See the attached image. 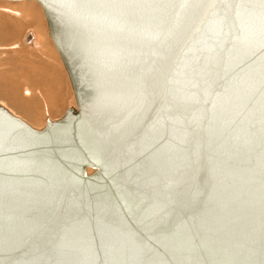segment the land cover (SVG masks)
I'll list each match as a JSON object with an SVG mask.
<instances>
[{"label":"water","instance_id":"1","mask_svg":"<svg viewBox=\"0 0 264 264\" xmlns=\"http://www.w3.org/2000/svg\"><path fill=\"white\" fill-rule=\"evenodd\" d=\"M36 1L76 107L36 128L0 104V264H264L258 39L209 0Z\"/></svg>","mask_w":264,"mask_h":264},{"label":"rangeland","instance_id":"2","mask_svg":"<svg viewBox=\"0 0 264 264\" xmlns=\"http://www.w3.org/2000/svg\"><path fill=\"white\" fill-rule=\"evenodd\" d=\"M23 1L24 0H22V2ZM33 1L35 2V4L32 1H30V7L28 9L32 13V18H34L35 21L31 20V22H29V21L18 22L17 18L23 20L22 19L23 17L22 18H20V17L15 18L14 16H16V15L13 14L12 12H8V10H12L13 12H15L14 10L18 11L19 9L18 8L13 9V7H11V5H10L11 3L8 4V3H6V1L0 0V13H1L0 20L2 21L3 25H7L6 28H4V27L0 28V85L4 84L3 81L5 79L8 81L9 72L10 73L13 71L16 73L19 72V71H17L18 69L15 68V65L17 63H19V64L22 63V61H20V59H21L20 57L22 56L21 55L22 53L19 52L20 53L19 54L16 51L17 50H19V51L20 50H26L25 48H30V45H27L26 43H24L23 38H24V35L27 33V31L34 29V26L36 27L35 24H37V26L39 25L40 29L41 30L43 29L45 31L47 37H48V47L50 48L49 49V56H48L49 58L47 57V58H43L41 60H38L37 57L28 58V55H27L25 57L26 67L24 66V68L22 70H20L21 73H19L22 75V77H21L22 81H20V84L17 83L16 86H13L14 84H11V85L8 84L6 87L3 86L4 88L0 86L2 88V89L0 88L1 89L0 90V96L8 97V98L13 97V98H16L17 100H19V101H17L18 110L14 109L13 105H11L10 103L8 104L6 101H3L1 99H0V104L3 105L4 107H6L13 114L24 119L26 122H28L33 127L40 128L45 124L47 118L50 120L56 119L64 113V110L67 107H69V106L76 107V102L74 99L73 91H72L67 73H66L65 69L62 67V64H60L61 60L59 58V55L57 54L56 50L54 49L55 47L53 48L54 45L51 43V40H50L51 38H50V36H48V33L46 31L48 28H47V23H46L44 13H42V9H41V6L39 5V3L35 0H33ZM12 2H14V1H12ZM25 2L26 3L22 4V6H20V8H23V7L27 8V5H28L27 2H29V0H26ZM6 8L8 10H5ZM24 20H25V18H24ZM13 22H16V23H13ZM52 49H54V51H53L54 54L52 52ZM30 50L31 49H28L27 51L30 52ZM32 51L35 52L36 49H32ZM27 74H30V76ZM39 74H40V76H39ZM47 75H49V76H47ZM31 85H32V88H31ZM36 86H38V87H36ZM18 87L20 89H18ZM59 87H60V89H59ZM53 88H55V89H53ZM5 89H8V90H5ZM40 89H41L42 93H44V91H45V93H44L45 97L43 96V98L39 97L38 91ZM24 90H27L28 93L30 92L28 97L24 95L25 94ZM1 91H3V94H1L2 93ZM58 94H59V96H58ZM51 96L55 97V100H53V103L56 101L55 102L56 104L54 103L55 106L53 105V103L52 104L50 103V102H52L51 99H49ZM13 98H11V99H13ZM33 98L35 101L33 100ZM22 99L24 101H22ZM50 104L52 105V107H50ZM26 105L29 106L28 108H30V106H31V108L29 109L31 112V115H35V117H39L40 114L42 113L41 119L40 118L38 120H32L31 119V121H30L29 116L23 115L22 112L24 111V108H27ZM28 108H27V110H28ZM50 109L52 111H50ZM32 117H34V116H32Z\"/></svg>","mask_w":264,"mask_h":264},{"label":"snow or ice","instance_id":"3","mask_svg":"<svg viewBox=\"0 0 264 264\" xmlns=\"http://www.w3.org/2000/svg\"><path fill=\"white\" fill-rule=\"evenodd\" d=\"M132 0H98L101 6H112L119 8L120 6L130 3ZM212 9H220L214 11L213 15L218 16L222 25H230L237 28L241 36L247 38L254 36L260 43V50L264 51V0H209ZM190 0H180L181 9L189 6ZM261 96H264V76H262V84L260 89ZM176 121L172 117H162L157 123L167 130L169 124H175ZM261 124L264 125V110L261 113ZM163 137L162 139H166ZM187 138L181 141V145L186 144ZM0 189V195H2ZM184 193L178 190V185L173 182L169 184V195L165 198V202L160 207L161 213H166L169 208L173 211L180 210L182 206V197ZM73 205V208H76ZM11 219V218H10ZM0 227H2V218H0ZM191 231L190 229L188 230ZM177 236L178 246L184 250L192 251L194 243V234L189 235L187 232L175 234ZM113 249L105 244L100 251L93 248L81 250L70 247L65 251V255H84V264H110V257ZM64 264H73L72 261L64 262Z\"/></svg>","mask_w":264,"mask_h":264},{"label":"bare ground","instance_id":"4","mask_svg":"<svg viewBox=\"0 0 264 264\" xmlns=\"http://www.w3.org/2000/svg\"><path fill=\"white\" fill-rule=\"evenodd\" d=\"M3 1H6V3H8V4H10L11 5V7H13V9H16V8H18L19 10L18 11H16V10H14L15 12H13L12 10H8L7 8L5 9V10H8V12H12L13 14H15L16 16H14L15 18L16 17H20V18H22L23 20H21V19H19V18H17L18 20V22H27V21H29V22H31V20H34L35 21V19L34 18H32V13L30 12V10L28 9L29 7H30V1H32L34 4H35V2L33 1V0H29V2H27L28 3V5H27V8L26 7H23V8H20V6H22V4H25L26 2V0H24L23 2H22V0H3ZM12 1H14V2H12ZM36 1V0H35ZM5 3V4H6ZM4 4V5H5ZM13 5V6H12ZM40 5V4H39ZM41 6V5H40ZM12 9V8H11ZM41 9H42V13H44V11H43V8L41 7ZM25 11V12H24ZM11 13V14H12ZM0 15H1V13H0ZM44 16H45V14H44ZM24 18H25V20H24ZM45 19H46V17H45ZM11 20V19H10ZM9 20V21H10ZM28 22V23H29ZM13 23H16V22H13ZM46 23H47V20H46ZM23 24V23H22ZM32 24V23H31ZM15 25V24H14ZM33 25V24H32ZM36 25V27L34 26V29H32V30H29V31H27V33L24 35V38H23V41H24V43H26L27 45H30V48H25L26 50H17L16 52L17 53H19V52H21L22 54V56L20 57L21 59H20V61H22V63L21 64H19V63H17L16 65H15V68L16 69H18L17 71H19V72H9V78H8V81L5 79L4 81H3V83L4 84H2V85H0L1 87H3V86H7L8 84H14L13 86H16L17 85V83L18 84H20V81H22V79H21V77H22V75L21 74H19V73H21L20 72V70H22L23 68H24V66L26 67V59H25V57L28 55V58H33V57H37V59L38 60H41V59H43V58H47L48 56H49V47H48V37H47V35H46V33H45V31L42 29H40V26L38 25L37 26V24H35ZM0 28H6L7 27V25H3L2 24V21L0 20ZM47 28H48V26H47ZM28 30V29H27ZM47 31V33H48V36H50L49 35V30L47 29L46 30ZM51 38V37H50ZM51 40V43L54 45V43H53V41H52V39H50ZM19 43V42H18ZM55 47V45L53 46V48ZM9 48V47H8ZM28 49H31L30 50V52L29 51H27ZM32 49H36V51L35 52H33L32 51ZM55 50H56V52H57V54L59 55V53H58V51H57V49H56V47L54 48ZM54 49H52V52L54 51ZM7 51V50H6ZM51 51V50H50ZM15 52V51H14ZM15 52V53H16ZM20 54V53H19ZM52 54V53H51ZM53 54H54V52H53ZM49 58V57H48ZM59 58H60V60H61V63L60 64H62V67L65 69V67H64V64H63V62H62V59H61V57H60V55H59ZM30 63V62H29ZM55 64V63H54ZM13 68V67H12ZM32 69V68H31ZM44 69V68H43ZM39 70V69H38ZM46 70V69H45ZM11 71V70H10ZM65 71H66V69H65ZM56 73V72H55ZM66 73H67V71H66ZM2 74V73H1ZM19 74V75H18ZM24 74V73H23ZM27 75H29L30 76V74H27ZM53 75V74H52ZM18 76V77H17ZM26 76V75H25ZM28 76V77H29ZM39 76H40V74H39ZM44 76V75H43ZM47 76H49V75H47ZM51 76V75H50ZM67 76H68V73H67ZM36 77V76H35ZM45 78V77H44ZM54 78V77H53ZM43 79V78H42ZM68 79H69V76H68ZM46 80V79H45ZM50 80V79H49ZM25 81V80H24ZM58 81V80H57ZM69 81H70V79H69ZM31 82V81H30ZM52 82V81H51ZM56 82V81H55ZM42 83V82H41ZM40 83V84H41ZM44 83V82H43ZM24 84V83H23ZM27 85V84H26ZM57 85V84H56ZM70 85H71V82H70ZM19 86V85H18ZM42 86V85H41ZM59 86V85H58ZM0 87V88H1ZM36 87H38V86H36ZM35 87V88H36ZM55 87V86H54ZM4 88V87H3ZM31 88H32V85H31ZM34 88V89H35ZM72 88V87H71ZM2 89V88H1ZM0 89V90H1ZM18 89H20L19 87H18ZM26 89V88H25ZM29 89V88H28ZM39 89V88H38ZM53 89H55V88H53ZM59 89H60V87H59ZM5 90H8V89H5ZM13 91V90H12ZM44 91V90H43ZM55 91V90H54ZM72 91H73V89H72ZM2 93L1 94H3V91H1ZM5 92V91H4ZM21 92V91H20ZM6 93V92H5ZM24 95L25 96H27L28 97V95L30 94V92L28 93V91L27 90H24ZM34 93V92H33ZM38 93H39V97L40 98H43V96L45 95L44 93H45V91H44V93H42V91H41V89L38 91ZM56 93V92H55ZM23 94V93H22ZM35 94V93H34ZM57 94V93H56ZM7 95V94H6ZM12 95V94H11ZM10 95V96H11ZM37 95V94H36ZM35 95V96H36ZM73 95H74V93H73ZM24 96V97H25ZM31 96V95H30ZM38 96V95H37ZM58 96H59V94H58ZM18 97V96H17ZM45 97V96H44ZM11 98H13V97H10V98H8V97H2V96H0V99L1 100H3V101H6L8 104L10 103L11 105H13V108L14 109H16V110H18V104H17V101H19V100H17L16 98H13V99H11ZM59 98V97H58ZM49 99H51V101L52 102H50L51 104L53 103V100H55V97H50ZM74 99H75V97H74ZM33 100H34V98H33ZM22 101H24L23 99H22ZM26 101V100H25ZM35 101V100H34ZM56 102V101H55ZM54 102V103H55ZM20 103V102H19ZM22 103V102H21ZM54 103H53V105H54ZM50 104V107H52V105ZM56 104V103H55ZM32 105V104H31ZM15 106V107H14ZM55 106V105H54ZM53 106V107H54ZM26 107L28 108L29 106L28 105H26ZM37 107V106H36ZM27 108H24V111L22 112L23 113V115H25V116H29L30 117V121H31V119L32 120H38L39 118L41 119V114H40V116L39 117H35V115H31V112H30V108H31V106H30V108H28V110H27ZM39 109V108H38ZM37 109V110H38ZM50 111H52L51 109H50ZM35 112V111H34ZM32 116H34V117H32ZM87 172H91V169H87Z\"/></svg>","mask_w":264,"mask_h":264}]
</instances>
